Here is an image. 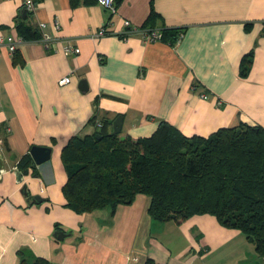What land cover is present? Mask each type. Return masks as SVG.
Returning <instances> with one entry per match:
<instances>
[{"label":"crops","instance_id":"obj_1","mask_svg":"<svg viewBox=\"0 0 264 264\" xmlns=\"http://www.w3.org/2000/svg\"><path fill=\"white\" fill-rule=\"evenodd\" d=\"M35 2L24 16L22 0H0V36H21L22 25L35 37L14 55L1 49L0 264H264L241 231L214 216L157 222L145 195L115 211L79 214L62 190L63 149L99 131L97 120L113 131L123 116L121 137L134 138L162 122L204 137L242 123L264 127V0H116L115 14L97 0ZM125 21L180 38H124ZM102 26L113 34L94 38ZM67 44L80 53L66 56ZM66 76L71 82L60 85ZM33 146L51 148V160L21 167Z\"/></svg>","mask_w":264,"mask_h":264},{"label":"trees","instance_id":"obj_2","mask_svg":"<svg viewBox=\"0 0 264 264\" xmlns=\"http://www.w3.org/2000/svg\"><path fill=\"white\" fill-rule=\"evenodd\" d=\"M32 32L19 25L25 40L35 39ZM179 36L163 31L172 44ZM249 64L244 60L242 74ZM102 123L95 134L73 137L63 149L66 206L79 214L115 211L145 195L151 219L182 224L214 216L225 228L241 231L264 257V127L242 123L204 137L186 136L162 122L151 136L134 138L113 134ZM32 161L27 155L20 166ZM22 264L49 263L36 258Z\"/></svg>","mask_w":264,"mask_h":264},{"label":"built area","instance_id":"obj_3","mask_svg":"<svg viewBox=\"0 0 264 264\" xmlns=\"http://www.w3.org/2000/svg\"><path fill=\"white\" fill-rule=\"evenodd\" d=\"M98 4L111 12L112 14H115L117 11L116 7V0H97ZM22 9L27 12V13H33L36 10V2L35 0H22ZM125 27L127 28L126 31L122 34L124 38H127L130 35H141L146 41L148 42H155L158 40L163 39V32L158 31L155 29H150V28H138V27H133L131 22L125 21L124 22ZM41 30H45L47 28V24L42 23L40 24ZM60 26L56 22L55 23V29H59ZM42 41L45 42V45L48 46V42L50 41V37L46 34L43 33ZM112 32H109L106 26H102L101 29L94 35V38L100 39L102 37L112 35ZM180 38V36H179ZM26 40L22 36H0V56L2 54L1 49L5 47L9 54L14 55L18 51L19 46L24 43ZM64 54L66 56H70L72 54H79L80 53V48L73 46L72 44H67L64 47L63 50ZM71 82V76H66L62 78L59 81L60 85H67ZM203 98H208L207 95H203ZM96 125L98 128H101L103 126V123L101 120H97ZM3 145V141L0 139V146Z\"/></svg>","mask_w":264,"mask_h":264},{"label":"water","instance_id":"obj_4","mask_svg":"<svg viewBox=\"0 0 264 264\" xmlns=\"http://www.w3.org/2000/svg\"><path fill=\"white\" fill-rule=\"evenodd\" d=\"M24 16H27V12H25V11H24ZM79 87L81 90L86 91L88 89V84L85 80H82L80 82ZM122 120H123V116H118L116 118V120L114 121L113 132H112L113 134L121 133L122 126H123ZM97 137L100 138L101 136L97 135ZM30 156H31L33 162L39 166V165H42V164L51 160L52 149L49 147L33 146L30 150ZM16 175L18 177V180L21 182L22 178H23V174L19 170H16ZM26 189H27V187L25 186L24 191ZM35 200L37 202L43 201V199L40 196H36ZM57 235L59 236V239H63V237L65 236V234H63V233H60Z\"/></svg>","mask_w":264,"mask_h":264},{"label":"rangeland","instance_id":"obj_5","mask_svg":"<svg viewBox=\"0 0 264 264\" xmlns=\"http://www.w3.org/2000/svg\"><path fill=\"white\" fill-rule=\"evenodd\" d=\"M112 132V131H111Z\"/></svg>","mask_w":264,"mask_h":264}]
</instances>
